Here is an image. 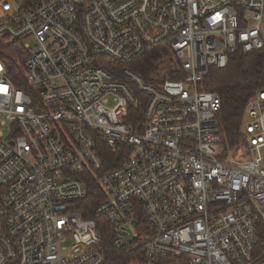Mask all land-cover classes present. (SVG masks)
<instances>
[{
	"label": "built area",
	"instance_id": "obj_1",
	"mask_svg": "<svg viewBox=\"0 0 264 264\" xmlns=\"http://www.w3.org/2000/svg\"><path fill=\"white\" fill-rule=\"evenodd\" d=\"M263 29L264 0H0V264H264V88L238 159L201 88L264 50ZM156 46L173 60L147 82L126 64ZM104 146L120 156L108 171ZM90 174L112 258L76 210Z\"/></svg>",
	"mask_w": 264,
	"mask_h": 264
},
{
	"label": "trees",
	"instance_id": "obj_2",
	"mask_svg": "<svg viewBox=\"0 0 264 264\" xmlns=\"http://www.w3.org/2000/svg\"><path fill=\"white\" fill-rule=\"evenodd\" d=\"M14 43L16 42H13V45ZM167 56L170 60L171 53L165 47H152L131 63L126 64V67L134 71L144 81H152V75L157 73ZM124 67L112 64L109 69L119 74ZM14 71L15 69L12 71L13 75ZM20 85H23V82ZM201 88L219 94L221 105L216 113V120L223 138V153L234 157L239 156L238 152L246 147V141L240 133L244 117V103L250 95L264 88V50L249 53L237 51L229 58L225 67H210L201 83ZM144 105V101L139 104L140 110H143ZM100 156L105 163V171L115 167L120 159L119 154L111 152L105 146L100 150ZM104 199L105 193L97 179L90 174L85 183V195L77 200L76 210L84 218L96 220L97 233L101 237L103 251L112 258L116 255V251L110 246L113 229L105 217H97L95 214L97 206ZM256 234L258 241L253 249L254 255L264 252V222L262 220L256 224ZM127 257L117 258L111 264H128L129 258ZM259 260H264V254L260 256Z\"/></svg>",
	"mask_w": 264,
	"mask_h": 264
},
{
	"label": "rangeland",
	"instance_id": "obj_3",
	"mask_svg": "<svg viewBox=\"0 0 264 264\" xmlns=\"http://www.w3.org/2000/svg\"><path fill=\"white\" fill-rule=\"evenodd\" d=\"M263 31H264V29H263ZM170 55V54H169ZM171 58H170V60L168 59V56L165 58V61L161 64V66H160V69L157 71V73H155V74H153L152 75V78H154V77H158V82H161L163 79H165V77H166V73L169 71V69L171 68V62H172V56H170ZM112 64H114V63H112ZM117 65V64H116ZM234 157V156H233ZM235 159H238L239 158V156H236V157H234ZM70 244H71V239L70 238H68L67 239V241L66 242H64V243H61L60 245L61 246H63V245H65V246H67V247H69L70 246Z\"/></svg>",
	"mask_w": 264,
	"mask_h": 264
}]
</instances>
